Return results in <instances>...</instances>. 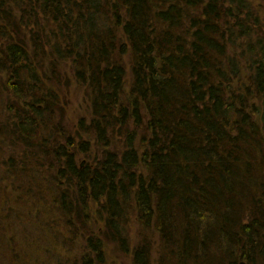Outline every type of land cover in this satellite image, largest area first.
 <instances>
[{
  "label": "trees",
  "instance_id": "1",
  "mask_svg": "<svg viewBox=\"0 0 264 264\" xmlns=\"http://www.w3.org/2000/svg\"><path fill=\"white\" fill-rule=\"evenodd\" d=\"M257 6L0 0V150L14 140L21 156L44 154L34 167L54 171L53 180L2 160L0 264H47L46 249L70 264L77 238L80 264H107V247L132 264H264ZM68 72L89 108L75 132L56 117ZM46 193L51 210L41 213ZM26 239L40 249L31 258Z\"/></svg>",
  "mask_w": 264,
  "mask_h": 264
},
{
  "label": "rangeland",
  "instance_id": "2",
  "mask_svg": "<svg viewBox=\"0 0 264 264\" xmlns=\"http://www.w3.org/2000/svg\"><path fill=\"white\" fill-rule=\"evenodd\" d=\"M253 1H254L255 5H258L257 6L258 10L261 13L262 17L264 18V2H262L261 0H253ZM22 38H25V40L28 41V38H29V31L28 30H26V29L24 30V36L22 35ZM67 71H68V68H67ZM67 76H69V78H68V80H66L63 83L62 89L59 92L60 94L58 95L60 102H59V104H57L59 109H57L56 117H57V121L60 122V124H61V126L59 125V127L66 128L67 130H69V132H71V131L75 132V130L77 131V123H78L79 119L81 117H85L86 119L89 117V108H88L87 96L85 94L84 87L75 83L73 81V79L70 77L71 75L69 72H68ZM74 135H77V134L75 133ZM22 148L23 147L20 145L16 147L14 140H11V141L7 142L6 144H2V150H0V156H1L0 157V173H2V171H5L6 169L7 170L10 169V166H4L6 164L3 165L2 160L5 162L7 160H10V157H11V158H13V160H11V161H14L19 166L23 165V166H28L31 169H36L35 171H38L36 173V175L41 174L40 177H43V175H45V177H47V178L50 177L51 179L54 180V176H51V174H49V173H52L54 171L49 170V168L46 165V162L42 166L41 164H43V163H42V161H40V163L38 164L39 167H37V166L34 167L36 165V162L33 160V158L31 160L32 156L33 157L36 156V158H41L44 160V158H43L44 154L43 153H41V154L36 153V155H35L34 152H33L34 154L32 152H29V153L25 152L23 154V156H21V154H22L21 151H24ZM81 160L78 159L77 161H81ZM83 161H81V163ZM7 165H9V164H7ZM5 192H6V196L10 197V201L8 200L9 201L8 206H10V205L15 206L16 201L18 200L16 196L18 195L17 193H19V191H17L15 188L10 187L9 185H7L6 191H4V193ZM52 194L53 195H51V193H50V196L54 197L55 192ZM50 196H49V193H46L45 200L42 199L43 200V201H41L42 203L40 201H37V198H35L36 201L38 202L36 204V207L40 209L41 213H44L43 211H45V209L48 210V212L51 210V208H49L50 203H51V202H49V198L51 199ZM15 208H16V206H15ZM13 210H14V208H13ZM31 218H32V216L30 217V219ZM131 228H134V227H131ZM133 230L134 229H132V231L130 233L131 236L135 235V232ZM47 234H49V232H47ZM50 237H51V239H50ZM45 238H49L50 240L53 239L52 236H50V235L48 237H45ZM22 239H23V237H22ZM32 244H33V246H32ZM19 246L21 247L23 255H26L28 258L35 256V255H33V256L27 255V254H30L31 251L33 253H36L35 248H37L35 246V244L30 241V239H28L27 241H19ZM82 247H83V240L81 238H77V240H75V242H74L73 248L68 250L69 257L71 258L70 264H80L81 261H79L76 257H78V256L80 257V255L82 253ZM37 249H38V251L40 250L39 248H37ZM61 252H62V249H61ZM68 253H67V255H68ZM39 254L41 257L43 255H44V258L46 257V263L47 264H49V263L50 264H59V260L49 250H47V249H46V251L40 250ZM127 254L128 253L120 254L119 252H116V250L114 248H108L107 247L106 253H105V261L107 262V264H132L131 255H127ZM156 256L158 257V255H156ZM49 260H50V262H49ZM92 262H94V261H92ZM5 263H6V261H5ZM6 264H16V263L15 262L11 263L8 261V263H6Z\"/></svg>",
  "mask_w": 264,
  "mask_h": 264
}]
</instances>
